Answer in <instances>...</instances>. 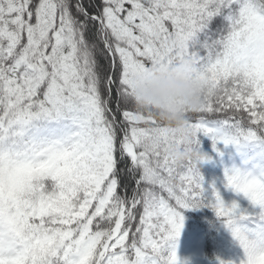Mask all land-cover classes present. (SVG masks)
I'll use <instances>...</instances> for the list:
<instances>
[{
  "label": "snow or ice",
  "instance_id": "6c2138e0",
  "mask_svg": "<svg viewBox=\"0 0 264 264\" xmlns=\"http://www.w3.org/2000/svg\"><path fill=\"white\" fill-rule=\"evenodd\" d=\"M185 56L205 85L196 144L238 157L229 202L129 103L133 77ZM202 207L238 264H264V0H0V264H182Z\"/></svg>",
  "mask_w": 264,
  "mask_h": 264
},
{
  "label": "clouds",
  "instance_id": "9594fccd",
  "mask_svg": "<svg viewBox=\"0 0 264 264\" xmlns=\"http://www.w3.org/2000/svg\"><path fill=\"white\" fill-rule=\"evenodd\" d=\"M195 63L194 58L185 56L172 64L153 65L133 77L129 103L136 111L163 121L179 135L180 143L167 146L169 159L200 165L209 154L196 144V134L185 118L186 111H196L203 104L205 85L193 75ZM150 143L156 147L160 141L154 139Z\"/></svg>",
  "mask_w": 264,
  "mask_h": 264
},
{
  "label": "trees",
  "instance_id": "16d2710c",
  "mask_svg": "<svg viewBox=\"0 0 264 264\" xmlns=\"http://www.w3.org/2000/svg\"><path fill=\"white\" fill-rule=\"evenodd\" d=\"M201 148L207 151L212 157L199 165L200 169L209 170L214 165H219L223 160L234 156L232 146L225 147L221 143L217 146L221 149L223 155L215 152L211 147V139L203 133L198 134ZM184 226H198L205 232L203 242L202 264H219L217 257L223 260H234L242 257L243 251L233 240L231 233L223 226L216 217L215 212L209 207L192 208L184 210ZM182 229V230H183Z\"/></svg>",
  "mask_w": 264,
  "mask_h": 264
},
{
  "label": "rangeland",
  "instance_id": "374dc122",
  "mask_svg": "<svg viewBox=\"0 0 264 264\" xmlns=\"http://www.w3.org/2000/svg\"><path fill=\"white\" fill-rule=\"evenodd\" d=\"M233 159L238 160V157L234 155L232 158L225 159L220 166L214 165L209 170L200 169L206 186L215 182L217 187L221 188L222 195L226 202H229L233 198V194L223 189L220 181L223 178L224 168L229 166ZM203 241L204 232L198 226L185 227L181 231L178 240V255L182 264H202Z\"/></svg>",
  "mask_w": 264,
  "mask_h": 264
}]
</instances>
